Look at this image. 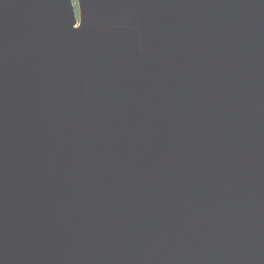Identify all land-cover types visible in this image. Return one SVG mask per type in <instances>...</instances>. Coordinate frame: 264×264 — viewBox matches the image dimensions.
<instances>
[{"label": "water", "instance_id": "1", "mask_svg": "<svg viewBox=\"0 0 264 264\" xmlns=\"http://www.w3.org/2000/svg\"><path fill=\"white\" fill-rule=\"evenodd\" d=\"M0 264H264V0H0Z\"/></svg>", "mask_w": 264, "mask_h": 264}]
</instances>
